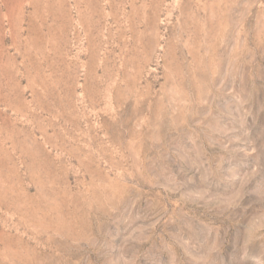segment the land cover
Returning a JSON list of instances; mask_svg holds the SVG:
<instances>
[{"label":"rangeland","instance_id":"374dc122","mask_svg":"<svg viewBox=\"0 0 264 264\" xmlns=\"http://www.w3.org/2000/svg\"><path fill=\"white\" fill-rule=\"evenodd\" d=\"M0 264H264V0H0Z\"/></svg>","mask_w":264,"mask_h":264}]
</instances>
